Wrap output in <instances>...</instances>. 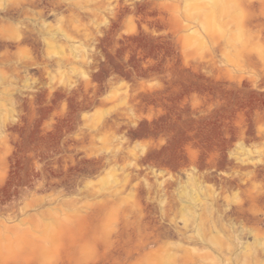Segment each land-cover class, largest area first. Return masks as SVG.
Returning a JSON list of instances; mask_svg holds the SVG:
<instances>
[{
  "label": "rangeland",
  "instance_id": "1",
  "mask_svg": "<svg viewBox=\"0 0 264 264\" xmlns=\"http://www.w3.org/2000/svg\"><path fill=\"white\" fill-rule=\"evenodd\" d=\"M0 264H264V0H0Z\"/></svg>",
  "mask_w": 264,
  "mask_h": 264
},
{
  "label": "bare ground",
  "instance_id": "2",
  "mask_svg": "<svg viewBox=\"0 0 264 264\" xmlns=\"http://www.w3.org/2000/svg\"><path fill=\"white\" fill-rule=\"evenodd\" d=\"M207 0H194L195 4H201V3H206ZM207 21H209L208 23H210V19H208Z\"/></svg>",
  "mask_w": 264,
  "mask_h": 264
}]
</instances>
